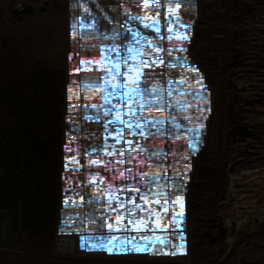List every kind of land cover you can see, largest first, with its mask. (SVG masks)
<instances>
[{
  "label": "snow or ice",
  "instance_id": "6c2138e0",
  "mask_svg": "<svg viewBox=\"0 0 264 264\" xmlns=\"http://www.w3.org/2000/svg\"><path fill=\"white\" fill-rule=\"evenodd\" d=\"M91 4L111 27L101 23L88 0L70 5L80 11L71 19L70 39L84 41L99 55L81 57L80 66L69 71L84 76L67 85L68 123L76 124L71 114L80 110L85 123L101 130L83 134V139L99 143L89 144L83 153L77 150L71 158L74 171L86 169L85 180L79 183L90 192L77 193L79 199L64 197V208L71 200L76 213L61 220L60 232L72 228L79 235L80 249L88 253L187 255L184 192L193 170L192 157L200 152L205 122L213 111L205 76L190 61L186 47L192 22L185 24L181 16L182 8L195 9L196 4L194 0L187 4L185 0H131L130 4L121 0L123 20L110 16L97 0ZM110 7L117 11V6ZM73 56L68 53L69 62ZM74 99L84 102L73 105ZM73 130L81 132L79 126ZM67 135L69 143L77 139ZM167 141L187 147L167 150ZM64 151H72L68 143ZM81 155L85 164L80 163ZM69 163L65 155V172ZM169 229L179 243L172 242Z\"/></svg>",
  "mask_w": 264,
  "mask_h": 264
},
{
  "label": "rangeland",
  "instance_id": "374dc122",
  "mask_svg": "<svg viewBox=\"0 0 264 264\" xmlns=\"http://www.w3.org/2000/svg\"><path fill=\"white\" fill-rule=\"evenodd\" d=\"M25 2L34 4L35 13L15 14L14 8ZM40 2L0 0V137H13L22 117L29 127L28 117L58 96L62 75L54 66L67 56L69 41L55 35L59 6L50 5L44 14ZM197 12L189 55L205 76L213 111L198 154L197 175L203 176L198 196L203 199L191 217L188 253L197 250L209 257L227 244L222 226L228 241L233 235L245 239L236 248L264 246V0H197ZM4 153L9 157L10 149ZM6 199L18 216L22 202ZM249 234L258 246L251 245ZM52 239L47 250L26 247L27 254H2L0 264H24V255L61 264H107L100 258H52L55 235Z\"/></svg>",
  "mask_w": 264,
  "mask_h": 264
},
{
  "label": "crops",
  "instance_id": "0c3cea01",
  "mask_svg": "<svg viewBox=\"0 0 264 264\" xmlns=\"http://www.w3.org/2000/svg\"><path fill=\"white\" fill-rule=\"evenodd\" d=\"M44 1H47L48 4L46 8L50 5L59 6L58 15L55 20V35L57 37L68 38L69 47L67 50V56L61 58L56 66L57 69L61 70V84L59 91L56 93L58 96L55 99H52L51 102H47L48 108L42 109L28 117L31 123L29 124V130L34 134V142L40 144L42 148L46 149L47 152L43 155L42 160H21L14 156V146L11 141L13 139H18L19 128L24 127V117L21 119V125L13 132V137L5 138L6 135L0 137V193L1 196L9 197L10 201L16 202L20 200L22 205L17 209L19 212L16 219L27 225L31 234L27 239L26 247L31 251L47 250L51 248V240L57 232H60L61 220L67 215H75L76 209L71 207L72 201H69L70 207L65 209L63 206L64 197L67 195L74 199H79L80 195H87L90 192V189L82 188L80 181L85 180L86 169L80 172L74 171L75 165L71 163V158L76 156V151L83 153L85 147L91 143H99V141H89L83 139L82 136L85 133H90L92 131L97 132L101 130L99 125L94 123L88 124L85 123L82 119L83 113L80 110L74 111L71 115L73 116L76 124L68 123V104L67 100V85L71 83L73 79L81 80L84 76V73H77L75 75H69L70 69L73 67H79V61L81 57H92L98 56V51H93L85 45L84 41L77 40L73 42L70 39V22L73 16L79 15V9L73 10L70 5L74 0H41L40 6ZM90 6L93 8V11L101 19V23L110 29V25H107L103 21L102 15L99 9L91 4V0H88ZM126 4H130L131 0H124ZM189 0H185L187 4ZM34 7L32 12L26 14L35 13L36 9L33 3L25 2ZM97 3L108 12L110 16L116 19L123 20V16L120 15L121 9L118 8V5L121 3V0H97ZM196 4L195 9L184 7L181 9L182 20L185 24L192 22L191 30V42L194 37V27L196 25L197 19V0H194ZM39 6V11H40ZM110 6H117V11L112 12ZM66 7V8H65ZM56 9V8H55ZM54 9V10H55ZM67 10V16L64 13ZM132 10L137 11L136 7L132 5ZM47 11V9H46ZM46 11H40L44 13ZM64 11V12H63ZM191 42L186 44L189 51L191 50ZM81 45H85L86 50H81ZM74 53L73 61H68V53ZM190 53V52H189ZM189 59L191 62L195 63L192 59V56ZM44 102V101H43ZM46 102V99H45ZM84 101L73 100V105L82 104ZM24 116V115H23ZM206 123V122H205ZM79 126L81 132L77 133L74 131V127ZM48 133V134H47ZM68 133H71L74 136H77L75 141L69 143ZM11 134V135H12ZM5 136V137H4ZM203 140L205 141V131L203 135ZM17 142V140H15ZM19 142V140H18ZM24 142V141H23ZM68 143L69 148L72 151L65 153L64 145ZM151 143V141H149ZM156 143H159L157 140ZM204 144V143H203ZM200 146V150L203 146ZM172 147H176L178 150H184L187 145L183 142H178L177 145L173 146L170 141L165 143V148L171 150ZM10 149L9 157H6L4 151L5 149ZM29 153V150H28ZM200 153V152H199ZM198 153V154H199ZM198 154L192 157L193 170L188 174L189 181L186 185L184 192L185 195V234H186V244L188 249L193 246V241L191 239L190 230L192 215L197 212L196 202H202L203 198L198 196L200 192V185H202L203 176L201 174L198 177L197 171L198 166L201 165V160H198ZM69 156V170L65 172L64 169V156ZM80 163L85 164L83 156L79 157ZM171 162V158H169ZM181 171L183 170V162H181ZM96 169H93L95 171ZM102 171V169H101ZM108 175L107 173H104ZM111 177L109 176V179ZM67 181V183H66ZM68 188V192H65L64 189ZM198 196V197H197ZM197 198V199H196ZM87 210V209H85ZM170 219V216H169ZM75 224L79 223V220L74 222ZM65 233H73L72 228H68ZM170 238L173 243H179L175 234L171 233L169 229ZM246 234L250 233L249 231L245 232ZM88 232H85V235H88ZM78 237L79 235L76 234ZM249 238L252 246H258V239L249 234ZM223 241L226 244L224 251L214 256L206 257L205 254L200 253L199 251L192 252L190 258L188 259L186 255L183 256H166V255H151V254H130V255H119V256H109L104 253L99 257L102 260H105L107 264H116L123 263L129 260L141 261L144 264H258V259L264 257V246L257 247V249H244L240 246L236 248V245L244 241L245 239L236 240L237 235L231 236V240L228 241L226 238V233L222 235ZM235 246V247H234ZM174 250L166 248L165 251ZM5 253H0V256ZM24 264H61V262L54 260H35L33 257L25 256ZM187 261V263H186ZM189 261V262H188ZM110 262V263H109ZM66 264H72L71 262H64ZM130 263V262H129ZM74 264V263H73Z\"/></svg>",
  "mask_w": 264,
  "mask_h": 264
},
{
  "label": "built area",
  "instance_id": "2783aa9c",
  "mask_svg": "<svg viewBox=\"0 0 264 264\" xmlns=\"http://www.w3.org/2000/svg\"><path fill=\"white\" fill-rule=\"evenodd\" d=\"M7 197V196H6ZM6 197H0V253L9 255L27 254L26 238L30 228L16 219L12 207L7 203ZM102 253H88L79 247V237L73 233L55 234L52 258H99ZM189 259L191 253L187 255ZM258 264H264V258L260 257Z\"/></svg>",
  "mask_w": 264,
  "mask_h": 264
},
{
  "label": "trees",
  "instance_id": "16d2710c",
  "mask_svg": "<svg viewBox=\"0 0 264 264\" xmlns=\"http://www.w3.org/2000/svg\"><path fill=\"white\" fill-rule=\"evenodd\" d=\"M17 131H19L18 139H15L17 142L14 139L11 141L14 146V156L21 160H42L47 150L34 142V134L30 132L29 127H21Z\"/></svg>",
  "mask_w": 264,
  "mask_h": 264
},
{
  "label": "water",
  "instance_id": "95a60500",
  "mask_svg": "<svg viewBox=\"0 0 264 264\" xmlns=\"http://www.w3.org/2000/svg\"><path fill=\"white\" fill-rule=\"evenodd\" d=\"M48 4L47 1H44L40 7V11H46V5ZM34 10V7L29 5V4H26V3H22L20 6L18 7H15L13 12L15 14H26L28 12H32ZM226 231V228L224 226H222L219 230V232L221 234L224 235V232Z\"/></svg>",
  "mask_w": 264,
  "mask_h": 264
},
{
  "label": "bare ground",
  "instance_id": "6f19581e",
  "mask_svg": "<svg viewBox=\"0 0 264 264\" xmlns=\"http://www.w3.org/2000/svg\"><path fill=\"white\" fill-rule=\"evenodd\" d=\"M247 171V170H246ZM249 171V170H248ZM252 208V207H251ZM259 210V209H258ZM264 210V209H263ZM250 212V211H249ZM251 212H253V210H251ZM255 212V211H254ZM260 213V212H259ZM255 214H257V213H255ZM235 216V215H234ZM232 220V219H231ZM227 222V221H226ZM226 225V224H225Z\"/></svg>",
  "mask_w": 264,
  "mask_h": 264
}]
</instances>
